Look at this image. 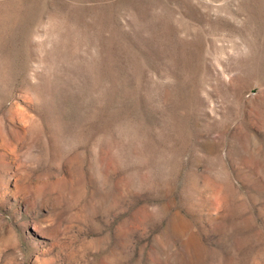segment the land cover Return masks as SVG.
<instances>
[{
    "label": "rangeland",
    "instance_id": "1",
    "mask_svg": "<svg viewBox=\"0 0 264 264\" xmlns=\"http://www.w3.org/2000/svg\"><path fill=\"white\" fill-rule=\"evenodd\" d=\"M0 264H264V0H0Z\"/></svg>",
    "mask_w": 264,
    "mask_h": 264
}]
</instances>
